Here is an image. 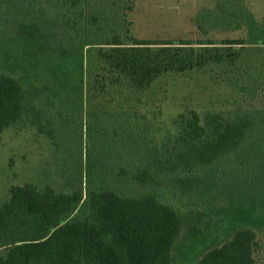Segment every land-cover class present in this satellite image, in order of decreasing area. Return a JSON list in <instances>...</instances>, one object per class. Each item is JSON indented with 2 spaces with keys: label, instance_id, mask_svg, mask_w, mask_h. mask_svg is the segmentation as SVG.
Returning <instances> with one entry per match:
<instances>
[{
  "label": "trees",
  "instance_id": "trees-1",
  "mask_svg": "<svg viewBox=\"0 0 264 264\" xmlns=\"http://www.w3.org/2000/svg\"><path fill=\"white\" fill-rule=\"evenodd\" d=\"M215 1L191 38L150 40L135 34L134 0H0V140L28 126L72 175L64 191L9 188L0 264H256L264 104L169 120L161 107L167 79L241 68L246 45H264L244 0ZM243 28L246 40L208 38ZM257 75L242 97L264 93Z\"/></svg>",
  "mask_w": 264,
  "mask_h": 264
},
{
  "label": "rangeland",
  "instance_id": "rangeland-1",
  "mask_svg": "<svg viewBox=\"0 0 264 264\" xmlns=\"http://www.w3.org/2000/svg\"><path fill=\"white\" fill-rule=\"evenodd\" d=\"M135 7L130 14L134 23L135 34L140 39H164L192 37L195 25L191 21L200 8H215V0H134ZM249 11L260 26L264 27V0H244ZM215 42L222 40H246L247 28L230 33L210 35ZM222 56H227L228 48H211L212 55L216 50ZM241 59L245 61L243 67L236 60L233 67L230 60L225 64L211 65L203 72H190L185 75L167 79L168 97L162 102V109L166 118L171 119L183 109H193L199 114L206 110H225L240 104L253 102L264 104V93L259 98L251 100L249 92H240L247 86L252 77L258 73L264 75V45H246ZM243 62V61H242ZM243 75H238V74ZM258 76V75H257ZM232 78L227 82L225 78ZM247 79V80H246ZM163 83V82H162ZM240 88V89H239ZM263 97V98H262ZM257 101V102H256ZM66 169L60 167L47 142L37 136L28 126L8 128L1 134L0 140V203L8 198L11 186L31 183L39 188L51 186L56 191H64ZM69 170V169H67ZM68 176V177H67ZM259 248L254 253L256 264H264V233L258 232ZM184 264V263H183ZM185 264H196L192 260Z\"/></svg>",
  "mask_w": 264,
  "mask_h": 264
}]
</instances>
